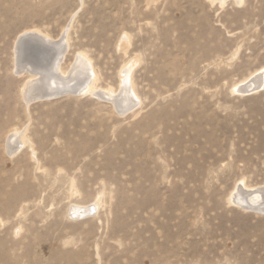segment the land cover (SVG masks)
Returning a JSON list of instances; mask_svg holds the SVG:
<instances>
[{"label":"rangeland","instance_id":"374dc122","mask_svg":"<svg viewBox=\"0 0 264 264\" xmlns=\"http://www.w3.org/2000/svg\"><path fill=\"white\" fill-rule=\"evenodd\" d=\"M262 71L264 0H0V264H264Z\"/></svg>","mask_w":264,"mask_h":264},{"label":"bare ground","instance_id":"6f19581e","mask_svg":"<svg viewBox=\"0 0 264 264\" xmlns=\"http://www.w3.org/2000/svg\"><path fill=\"white\" fill-rule=\"evenodd\" d=\"M66 33V32H65ZM26 34H37V35H39V36H41V37H43V39H45V40H47V41H49V42H51L50 40H51V38L48 36V35H46V34H44V33H42V32H40V31H35V30H33V31H25V32H23L21 35H20V37L21 36H23V35H26ZM19 37V38H20ZM19 38H18V42H17V46H16V52H17V59H18V65H20V63H21V61H23V59L21 60L20 58H21V56L19 57L18 56V50H19V48H18V46H19V44H20V41H19ZM66 35H64V38L63 39H65L66 40ZM61 44V43H60ZM34 54V53H33ZM24 64V63H23ZM23 64H21V65H23ZM25 68V67H24ZM23 69V68H22ZM82 70V69H81ZM22 71V70H21ZM130 72H131V70H130V68L129 67H127V68H125L124 70H123V75L124 76H128V75H130ZM258 73H260V72H258ZM83 74V73H82ZM88 74V71H85V76ZM255 74H257V73H255ZM254 75V74H253ZM51 76V78L50 79H43V80H39V82L41 83L42 81H44V80H50V81H52V82H56V81H58L59 80V78H58V76L56 75V74H54V75H50ZM127 79H128V77H127ZM249 79V78H248ZM244 79V80H242V82L241 83H239V84H236L235 85V90L236 91H239V92H241V93H247V94H249V93H252V92H255L258 88H260L261 86H264V72L262 71V73H260V74H258L257 76H256V78H255V76L254 77H252L251 79ZM125 82V81H124ZM69 84H73V81H72V83H69ZM87 91H89V90H91V85L90 84H88L87 86ZM53 88V87H52ZM126 88H128V87H126ZM132 90V89H131ZM43 91L44 90H42V91H38L37 89H35V88H32L31 90H30V92H32L34 95L33 96H31V98H38L39 96L41 97V96H43L44 95V93H43ZM93 93H95V92H93ZM54 95L55 93H46V95ZM135 94V93H134ZM133 95V94H132ZM11 146H9V148H10ZM243 183H241V184H239L238 185V187H236L237 189L235 190V189H233L234 191L232 192V194L230 195V201L231 202H234V203H237V204H241L242 206L241 207H246L245 209H247V208H258V209H261V210H264V191H263V189L262 190H260V189H256L255 187V189H247L246 188V184L244 183L243 185H245V187L244 188H242V185ZM248 185V184H247ZM251 187V186H250ZM245 189H247V190H245ZM238 206V205H237ZM93 207L94 206H91L90 208H91V210L93 211ZM234 207H235V204H234ZM89 208V209H90ZM258 209H256V211H258ZM91 210H88V209H86V210H80V209H73V210H71L70 211V214L72 215V216H76V217H78V216H83V215H85V214H87V213H89V212H91ZM248 210V209H247ZM250 210V209H249ZM260 210V211H261ZM252 211H254V210H252ZM255 211V212H256Z\"/></svg>","mask_w":264,"mask_h":264},{"label":"water","instance_id":"95a60500","mask_svg":"<svg viewBox=\"0 0 264 264\" xmlns=\"http://www.w3.org/2000/svg\"><path fill=\"white\" fill-rule=\"evenodd\" d=\"M19 41L20 44L18 46V56H21V60H25L29 52L33 51L45 52L49 55V59H51V61L55 59L60 60L61 54H63V51L61 50L62 45L60 44V42H49L37 34L23 35L19 38ZM46 93H49V91H44L43 96H48L46 95Z\"/></svg>","mask_w":264,"mask_h":264}]
</instances>
